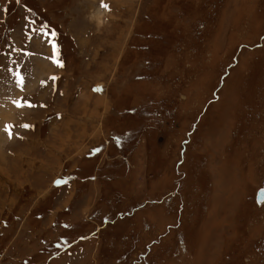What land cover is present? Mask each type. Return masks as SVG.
Instances as JSON below:
<instances>
[{
  "label": "rangeland",
  "instance_id": "rangeland-1",
  "mask_svg": "<svg viewBox=\"0 0 264 264\" xmlns=\"http://www.w3.org/2000/svg\"><path fill=\"white\" fill-rule=\"evenodd\" d=\"M263 185L264 0H0V264H264Z\"/></svg>",
  "mask_w": 264,
  "mask_h": 264
},
{
  "label": "snow or ice",
  "instance_id": "snow-or-ice-1",
  "mask_svg": "<svg viewBox=\"0 0 264 264\" xmlns=\"http://www.w3.org/2000/svg\"><path fill=\"white\" fill-rule=\"evenodd\" d=\"M50 36H54L55 34L54 33H50L49 34ZM58 46L53 44V49L55 50ZM58 63V66H62V64H60L59 62ZM23 79V77L21 76V80ZM53 79H55V77H53ZM30 107H34V105H28ZM25 128L29 127V125H24ZM61 182L60 181H57V184H60ZM261 195L264 196V190H262L261 192Z\"/></svg>",
  "mask_w": 264,
  "mask_h": 264
},
{
  "label": "bare ground",
  "instance_id": "bare-ground-1",
  "mask_svg": "<svg viewBox=\"0 0 264 264\" xmlns=\"http://www.w3.org/2000/svg\"><path fill=\"white\" fill-rule=\"evenodd\" d=\"M96 17H97V19H98V22H99V24L101 23V20H100V12H97V14H96Z\"/></svg>",
  "mask_w": 264,
  "mask_h": 264
},
{
  "label": "water",
  "instance_id": "water-1",
  "mask_svg": "<svg viewBox=\"0 0 264 264\" xmlns=\"http://www.w3.org/2000/svg\"><path fill=\"white\" fill-rule=\"evenodd\" d=\"M264 200V196H261L260 198H259V204H261V202Z\"/></svg>",
  "mask_w": 264,
  "mask_h": 264
},
{
  "label": "flooded vegetation",
  "instance_id": "flooded-vegetation-1",
  "mask_svg": "<svg viewBox=\"0 0 264 264\" xmlns=\"http://www.w3.org/2000/svg\"><path fill=\"white\" fill-rule=\"evenodd\" d=\"M263 188H264V185H263ZM263 188H262V189H263Z\"/></svg>",
  "mask_w": 264,
  "mask_h": 264
}]
</instances>
